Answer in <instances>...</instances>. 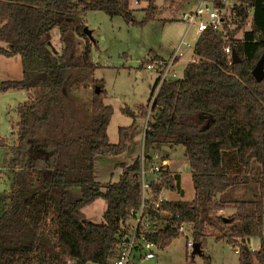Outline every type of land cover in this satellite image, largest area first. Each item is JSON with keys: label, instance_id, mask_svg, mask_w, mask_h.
Masks as SVG:
<instances>
[{"label": "trees", "instance_id": "trees-1", "mask_svg": "<svg viewBox=\"0 0 264 264\" xmlns=\"http://www.w3.org/2000/svg\"><path fill=\"white\" fill-rule=\"evenodd\" d=\"M250 4V29L229 43L239 61L225 53L216 31H202L182 77L165 79L151 107L148 98L138 113L123 109L133 123L120 127L118 141L110 142L112 107L95 91L87 133L68 139L38 134L54 131L48 119L53 104L66 95L68 72L90 64L82 14L98 10L143 24L154 16L152 0L140 22L133 18L130 0H0V41L8 45H0V54L20 56L22 66V78L0 83V94H38L17 107L19 135L10 157V189L0 193V264H108L130 210L139 204L140 156L120 165L118 181L106 183L95 180V156L124 152L137 118L146 119L144 157H166L161 146L183 145L194 186L191 200L162 202L166 224L151 236L159 246L179 235L169 227L175 220L192 223L193 239L200 246L211 231L216 240L229 244L263 237L264 176L251 198L236 193L239 186H247L255 165L264 173V78L257 81L252 74L264 53V0ZM54 27L59 30V55L49 48ZM238 30H228L229 39ZM80 37L87 42L77 53ZM95 85L103 88V81ZM49 143L55 146L50 164ZM6 146L7 139L0 136V147ZM37 161L47 165L38 166ZM179 181L180 175H170L167 167L163 185L177 188ZM71 187L80 188L79 198L67 195ZM97 199L106 205L104 221L82 219V209ZM229 208L234 209L229 216L219 213ZM241 249L243 263H253L254 257L264 264V244L255 252L244 245Z\"/></svg>", "mask_w": 264, "mask_h": 264}, {"label": "rangeland", "instance_id": "rangeland-1", "mask_svg": "<svg viewBox=\"0 0 264 264\" xmlns=\"http://www.w3.org/2000/svg\"><path fill=\"white\" fill-rule=\"evenodd\" d=\"M77 0H71L76 2ZM150 0H130L132 15L140 22L144 17L145 8ZM155 5L154 16L143 24L126 21L122 16H110L103 11L89 10L82 14L84 26L91 31L87 35L90 43L89 66L73 69L67 74L65 97L53 104V112L49 117V125H54L53 132H43V137L74 138L87 133L91 111V97L96 89L105 104L112 107L107 134L110 142L118 141V129L133 123V118L123 109L127 108L138 113L139 107L147 103L150 91L155 82L156 70L146 67L154 59L167 58L176 48L183 36L186 14L192 12L199 0H152ZM187 38L189 46H181L182 55L176 62L174 69L177 77H182L184 67L189 60L194 59L193 46L197 35L191 31ZM87 39L80 37L77 41V53L84 51ZM0 45L8 47L0 41ZM49 48L52 53L59 55L61 42L59 30L54 27L50 31ZM140 65H142L140 67ZM139 73V74H138ZM22 66L20 56H5L0 54V83L6 80H20ZM103 81V88L95 85L96 81ZM101 91V92H100ZM36 92L27 90H9L0 94V136L7 139L8 146L0 147V193L10 189L11 170L10 157L12 147L19 135L18 122L20 116L17 107L28 101ZM54 113V116H53ZM145 120L135 119L137 125L131 133L130 141L124 152L118 155H96L94 175L100 183L116 182L119 179L121 164H130L141 154ZM53 129V128H51ZM163 152L169 160L168 172L178 171L180 175L179 187L171 188L165 185L166 198L171 201H189L194 197V186L191 170L185 156L183 145H163ZM51 160L55 146L48 144ZM48 161V160H47ZM38 166H46L43 161H37ZM171 169V170H170ZM149 176V175H147ZM264 173L260 165H255L249 175L247 186H239L236 193L241 198H251L257 193ZM67 195L72 198L81 196L80 188L67 189ZM105 202L97 199L85 206L81 211L82 219L93 222L104 221ZM234 210L231 208L221 212L229 216ZM220 213V212H219ZM211 230H207V232ZM264 235V225H263ZM259 239L254 237L252 244L257 247ZM200 253H193V248H187L186 237L179 234L163 247L154 249L156 259L145 264H245L242 257L234 252V244L226 240H216L212 231L207 233L200 246ZM257 261L253 257V263Z\"/></svg>", "mask_w": 264, "mask_h": 264}, {"label": "built area", "instance_id": "built-area-1", "mask_svg": "<svg viewBox=\"0 0 264 264\" xmlns=\"http://www.w3.org/2000/svg\"><path fill=\"white\" fill-rule=\"evenodd\" d=\"M253 8L250 0H199L196 8L185 15L183 36L176 48L166 60L154 59L146 64L147 68L156 70L158 74L155 86L149 95V106L151 107L161 83L165 79L177 78L174 69L175 62L182 55L181 46H189L191 41L187 38L191 31L198 36L206 29L216 31L224 41V51L232 57L230 42L243 37L246 30L250 29ZM239 30L229 39L228 30ZM169 166V160L163 154L154 153L151 158L146 159L143 147L140 154L139 173V204L130 210L127 224L120 230L116 243V253L108 264H145L147 261L155 260V248L159 247L152 239L154 233H159L166 224L165 212L162 210V202L166 198L165 185H163V174ZM149 175V176H147ZM153 210L150 213L149 210ZM158 214L157 217L155 214ZM192 223L185 220H175L169 223V227L175 229L178 234L186 237L187 248H193ZM234 244V252L241 254V245L251 251H259L264 244L263 237H257L259 244L255 247L252 239ZM153 264H158L154 261Z\"/></svg>", "mask_w": 264, "mask_h": 264}, {"label": "water", "instance_id": "water-1", "mask_svg": "<svg viewBox=\"0 0 264 264\" xmlns=\"http://www.w3.org/2000/svg\"><path fill=\"white\" fill-rule=\"evenodd\" d=\"M83 32L86 33L87 35H89V37H91V31L87 29L86 26L83 27ZM232 60L235 61H239V56L237 55L236 52H232ZM252 74L254 76V78L257 81H262L264 78V53L261 55V57L259 58V60L257 61V63L255 64V66L252 69ZM96 93H99V89L95 90ZM166 152V151H164ZM150 213H153V210H149ZM157 217L159 216L157 213L155 214ZM200 245L199 243H195L194 247H193V253H200ZM245 264H249V262H246Z\"/></svg>", "mask_w": 264, "mask_h": 264}, {"label": "crops", "instance_id": "crops-1", "mask_svg": "<svg viewBox=\"0 0 264 264\" xmlns=\"http://www.w3.org/2000/svg\"><path fill=\"white\" fill-rule=\"evenodd\" d=\"M184 27H185V25H184ZM174 49H175V48H174ZM172 52H173V51H172ZM172 52H171V53H172ZM170 55H171V54H170ZM168 58H169V56H168L167 58H159V60H160V59H161V60H166V59H168ZM178 59H179V58H178ZM178 59H177V61H178ZM177 61H176V62H177ZM189 61H190V60H189ZM176 62H175V64H176ZM141 66H142V65H140V67H141ZM174 66H175V65H174ZM138 74H139V73H138ZM157 76H158V74H157ZM157 76H156V79H157ZM177 76H178V75H177ZM177 78H179V77H177ZM156 79H155V81H156ZM154 83H155V82H154ZM153 86H154V84H153ZM153 86H152V87H153ZM150 92H151V91H150ZM148 98H149V97H148ZM142 147H143V140H142ZM165 153H167V152H165ZM139 156H140V155H139ZM170 170H171V169H170ZM171 172L174 173V174L178 173V171L173 172L172 170H171ZM168 200H169V199H168ZM230 209H231V208H230ZM226 210H227V209H226ZM233 210H234V209H233ZM223 211H225V210H223ZM223 211H222V212H223ZM220 213H221V212H220Z\"/></svg>", "mask_w": 264, "mask_h": 264}]
</instances>
